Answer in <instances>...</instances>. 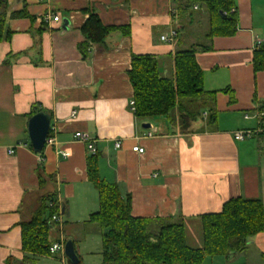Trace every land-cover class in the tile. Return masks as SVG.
Returning a JSON list of instances; mask_svg holds the SVG:
<instances>
[{"label": "crops", "instance_id": "crops-1", "mask_svg": "<svg viewBox=\"0 0 264 264\" xmlns=\"http://www.w3.org/2000/svg\"><path fill=\"white\" fill-rule=\"evenodd\" d=\"M182 1L7 0L10 36L0 41V264H9V258L10 264H34L46 257L27 256L20 232L21 221L30 219L42 196L54 194L63 205L61 229L53 224L51 240L55 232L76 236L77 224L89 223L98 209L97 190L86 173L89 153L74 138L77 131L94 141L101 178L129 195L134 217H182L186 240L196 246L202 244L200 216L220 212L224 202L239 196L259 199L264 209V132L245 140L232 136L236 129L258 126L256 113L264 102V71L254 72L251 65L253 51L264 46V0H234L236 31L214 36L211 50L195 53L204 90L215 92L206 98L201 119L181 130L164 116L141 121L133 114L131 54L159 58L160 71L171 76L176 50L206 43L205 32L198 42L191 36L207 24L205 12L192 4L199 13L188 14L180 10ZM14 12L24 15L13 17ZM89 12L105 25L130 31L89 43L82 55L77 44L85 41L80 27ZM55 14L57 22L50 18ZM171 28L178 34L169 45L159 35ZM211 106L216 119L209 124ZM32 110L51 117L41 152L29 143ZM146 122L150 126L142 128ZM135 145L143 153L132 151ZM250 248L255 262L264 264V230L251 236L240 254ZM236 255L223 258L229 263Z\"/></svg>", "mask_w": 264, "mask_h": 264}, {"label": "trees", "instance_id": "trees-1", "mask_svg": "<svg viewBox=\"0 0 264 264\" xmlns=\"http://www.w3.org/2000/svg\"><path fill=\"white\" fill-rule=\"evenodd\" d=\"M183 1L180 10L188 8L189 5H183L186 3L198 4L205 12L208 26L204 33L206 43L176 50L172 55L171 76L162 74L159 58L146 53L131 54L127 72L133 87V114L136 119L142 121L164 116L170 122H176L181 130H188L190 124L201 115L199 110L205 107L206 98H213L215 94L203 88V70L196 61L195 53L198 50H211L210 42L214 36L233 34L237 29V11L234 0ZM7 9V0H0V41L10 36L5 28ZM19 14L24 15L14 12L11 16ZM87 16L80 27L85 41L77 44L82 55H86L89 43H100L114 31H121L125 35L130 31L127 26L103 24L94 12H89ZM251 65L254 72L264 71V46H258L253 51ZM223 91L229 92L230 89ZM233 100L231 95L230 101ZM195 101H200L201 106L194 108ZM261 109H264V102L258 107V110ZM208 112L207 122L211 124L216 119V111L211 106ZM34 113L36 111L32 110L30 116ZM97 157L98 152L87 157L86 173L97 190L99 201L98 209L90 214L88 222L100 229L101 264H202L208 256L223 255L229 258L245 251L250 237L264 230L261 201L234 197L223 203L220 212L200 216L202 244L192 247L186 240L182 217H134L130 213L129 195H122L115 183L101 178ZM43 181L42 175H39V184ZM55 199L54 194L39 198L30 219L20 223L21 246L27 256H49L51 230L54 227L51 215L56 212V205H49L48 202ZM261 256L264 260V254ZM8 262L13 261L9 258ZM80 262L81 258L77 264ZM67 263L73 264L69 259Z\"/></svg>", "mask_w": 264, "mask_h": 264}, {"label": "rangeland", "instance_id": "rangeland-1", "mask_svg": "<svg viewBox=\"0 0 264 264\" xmlns=\"http://www.w3.org/2000/svg\"><path fill=\"white\" fill-rule=\"evenodd\" d=\"M186 13L191 14L193 16L198 15V11L192 10V6L189 5V7L186 10ZM202 22V20H200ZM196 22V21H195ZM200 22V23H201ZM204 27L200 28L198 30H194L193 33H191L192 40L198 42L201 38H203V34L208 26L205 23L203 25ZM197 29V28H195ZM188 33V27L183 31V35L185 36ZM203 83V82H202ZM208 103H210L208 101ZM200 105V101H195L194 102V108ZM201 106V105H200ZM199 106V107H200ZM204 109V108H202ZM202 109L199 111L202 114ZM202 115H199V118ZM201 119V118H200ZM62 232V231H61ZM57 234V235H56ZM54 236V234H52ZM53 238V237H52ZM55 238H59L61 240H65L66 238H70L73 240L75 244V250L79 258H81L80 264H101L102 259L100 258V251H101V234H100V229L97 227V225L89 224V223H78L77 224V235L76 236H68L64 237V235L59 232H55ZM53 238L52 240H54ZM188 244L192 246H196L197 243L194 242L193 240H190V238L187 239ZM55 256L57 258H55ZM224 256H216V258L212 259L211 256H208L202 264H257L255 260H257V254L254 252V250H250L246 253H238L234 260L231 262H226ZM66 259L64 260L62 258V253L61 252H56V254H52L51 256H46L37 259V262L34 264H64ZM240 262V263H239ZM68 264V263H66Z\"/></svg>", "mask_w": 264, "mask_h": 264}, {"label": "built area", "instance_id": "built-area-1", "mask_svg": "<svg viewBox=\"0 0 264 264\" xmlns=\"http://www.w3.org/2000/svg\"><path fill=\"white\" fill-rule=\"evenodd\" d=\"M194 9H197V6H194ZM50 18L53 22H57L60 20V17L58 16V14L52 15ZM177 34H178L177 30L175 28H171L168 32L160 34L159 40L171 45V43H173L174 39L176 38ZM131 103L133 105L134 101H131ZM247 116L248 114H245L244 117H247ZM256 118L258 120L257 121L258 126L256 128L236 129L232 132L233 138L236 140H245L246 138H250L254 135L264 132V109L257 111ZM74 138L86 144V149L89 155L97 152V148H96V145L94 144V141L89 138L87 133L77 131L74 134ZM114 143H115L114 144L115 148H118L121 144L119 139L114 141ZM132 151L143 153L144 149L143 147H140L139 145H135L133 146ZM48 203L49 205H56V212L51 215V219L54 222V224H57L56 226L61 229V226H62L61 225L62 224L61 214L63 212V205L57 198L55 199V201H49ZM64 242H65L64 239L61 240L59 238L55 241H52L51 246L49 247V255L51 256L52 254H55L56 252H61L62 258L65 260Z\"/></svg>", "mask_w": 264, "mask_h": 264}, {"label": "water", "instance_id": "water-1", "mask_svg": "<svg viewBox=\"0 0 264 264\" xmlns=\"http://www.w3.org/2000/svg\"><path fill=\"white\" fill-rule=\"evenodd\" d=\"M29 118L27 132L30 146L35 152H41L44 149V144L49 134L51 117H49L47 112L38 111ZM149 126L150 124L148 122L141 124L142 128H147ZM64 257L69 259L73 264H77L80 261L76 254L74 244L70 239L64 242Z\"/></svg>", "mask_w": 264, "mask_h": 264}]
</instances>
